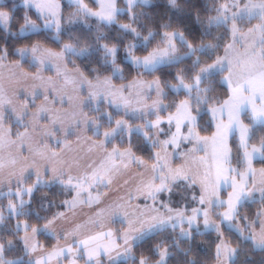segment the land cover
<instances>
[{
    "label": "snow or ice",
    "instance_id": "snow-or-ice-1",
    "mask_svg": "<svg viewBox=\"0 0 264 264\" xmlns=\"http://www.w3.org/2000/svg\"><path fill=\"white\" fill-rule=\"evenodd\" d=\"M24 2L59 33L64 23L60 0ZM74 2L81 15L108 23L115 19L116 0H97V7ZM11 22V12L0 8V25L7 29ZM207 23L223 25L219 45L193 44L177 28L162 29L163 39L142 53L130 41L124 51L140 71L119 81L113 73L89 75L75 59L69 64L68 53L87 50L72 41L55 47L34 38L17 49L16 58H9L7 49L0 52V188L6 186L8 193L0 223L10 212L33 264H107L131 255L138 237L173 221L189 237L193 225L212 229V264H231L239 248L224 224L264 247V134L252 135L264 122V0H219ZM121 26L141 35L130 23ZM20 28L38 30L39 25L25 13ZM177 37L194 54V63L200 59L198 48L212 51L190 75L176 71L169 84L178 94L169 107L159 74L147 76L144 70L171 63L179 52ZM100 43L114 72H123L116 62L118 46ZM25 53L34 66L24 64ZM217 68L224 88L209 100L202 76ZM194 91L200 100L196 105ZM101 98L108 123L85 106L89 100L98 105ZM201 105L210 126L199 120ZM132 113L144 119L133 122ZM135 128L151 145L148 155L137 150ZM180 182L192 190V203L173 207L160 193ZM45 185L59 186L63 193L52 200L51 210L46 205L38 218L18 215L28 211L37 186ZM116 190L121 194L113 196ZM254 195L251 211L241 214L242 201ZM156 254L154 264H162L167 245L157 244ZM3 256L0 243V264H5ZM137 264L153 262L141 254Z\"/></svg>",
    "mask_w": 264,
    "mask_h": 264
},
{
    "label": "trees",
    "instance_id": "trees-1",
    "mask_svg": "<svg viewBox=\"0 0 264 264\" xmlns=\"http://www.w3.org/2000/svg\"><path fill=\"white\" fill-rule=\"evenodd\" d=\"M18 0H6L0 2V8L8 9L12 14V22L9 28L0 25V52L7 49L9 58L18 56L17 49L25 43H31L32 40L40 39L43 42L55 47H59L63 41H76L79 46H87V53L82 55H74L68 58L69 64L75 59L77 63L89 74L97 73L104 75L113 73L114 79L120 80L121 76L125 79L129 78L133 73H137L140 69L133 68L131 61L127 60L124 53L125 46L134 41L137 45L138 53L144 52L148 47L156 44L163 39L162 29H181L186 37L193 44H198L201 41H213L219 45L223 40V25L207 23L209 15H214L219 0H149L139 2L125 13H120L115 22L111 24L99 23L94 20L95 26H99V31L87 27L86 25H68L67 29L60 30L57 33L54 28H41L22 33L20 24L24 20L25 13L31 17H37L33 8H26ZM131 11V14H130ZM122 23L132 24L138 32L139 36L134 35L130 30L121 26ZM149 33H151L149 35ZM148 36L147 42L143 37ZM99 37V38H98ZM100 41L114 43L117 47L116 62L122 66L123 72L113 70V63L109 55L105 54V49L101 47ZM179 52L187 55L175 62L160 65L152 70H144L145 75L151 76L156 72L161 77L166 88L165 99L169 102V107L173 99L176 97L177 90L173 89L169 81H174L175 73L178 69H182L185 74H191L197 65L203 61L205 57L210 56L211 49L207 47L198 48L195 55L200 57L194 63L195 56L189 52L184 41L177 39ZM23 62L26 66H34L29 58L23 57ZM221 72L211 74L202 79L203 86L208 90V99L211 100L214 96L221 95L224 88L220 81ZM179 94L184 93L183 89L179 90ZM193 104H199L200 100L196 96L195 91L192 95ZM93 112H99V119L103 123H108L109 118L104 114V103L97 107L87 106ZM114 115H119V112L114 110ZM163 112V111H162ZM199 120L205 126H210L207 108L201 105L198 113ZM8 118H11L10 115ZM129 118V117H128ZM135 122L137 119L129 118ZM143 120V118L139 119ZM264 134V124H257L253 128V137H258ZM133 138L137 145V150L144 155L150 153L151 145L149 141L143 137L141 132L134 131ZM164 135V133H161ZM117 139H120V134H117ZM192 190L183 182L174 184L171 192L160 193V198L172 204L173 207H180L183 204L191 205L192 201L189 198ZM63 193L59 191V186L45 185L43 188L37 186V190L33 193L32 203L27 205L28 211L26 214L29 217L38 218L37 213L41 216L47 210H51V202L53 199L57 201L62 197ZM8 195L0 198V209L6 207ZM257 198L251 201H245L241 205V214L246 210L251 211L252 205ZM226 233L233 235L234 242L239 244L236 256L231 260V264H264V247H256L248 239L241 238L234 229L223 225ZM191 236H182L179 225L164 226L156 231L141 238L133 245V256L127 260L121 261L119 264H137V258L143 254L149 257L150 261L154 262L158 259L156 254L157 244H166L168 247V258L165 264H212L214 259L212 254V242L215 239L212 230H196L192 229ZM45 239H50V236L42 234ZM18 237V228L15 225L12 215H5L4 220L0 223V242L4 243L3 259L14 260V264H33L29 258L24 245ZM11 240V243H9Z\"/></svg>",
    "mask_w": 264,
    "mask_h": 264
},
{
    "label": "rangeland",
    "instance_id": "rangeland-1",
    "mask_svg": "<svg viewBox=\"0 0 264 264\" xmlns=\"http://www.w3.org/2000/svg\"><path fill=\"white\" fill-rule=\"evenodd\" d=\"M1 1H6V0H0V2H1ZM18 1H19L18 3H21V4L24 5L26 8H28V9H29V8H33V9H34V11H35L36 14H37V17H35V18L32 17V18H33V19L37 22V24L39 25V28H38V29H41V28H54V25H48V26H45L43 20L41 19V16L39 15V13L36 11V9H35L31 4L26 5L25 2H24V0H18ZM85 2L88 3L89 6H91V7H97V6H98V5H97V0H85ZM139 2H143V3L146 2V3H148L149 0H133V3H131V5L129 4V0H116V13H115V19H114L111 23H113V22L116 21V19L118 18V15H119L120 13H125L127 10H129L130 8H132L134 5H136V4L139 3ZM60 3H61V5H62V19H63V21H64L63 26L61 27L60 30L67 29V26H68V25H71V26H72V25L77 24V25H86L87 27H90V28L94 29L95 32H96V29H98V31H99V26H97V27H93V26H95L94 20H95L96 22H98V24H99V23L111 24V23L105 22V21H103V20H99L98 18H96V17H94V16H90V15H81L80 10H79V5H78L77 3H75L74 0H60ZM60 30H59V31H60ZM21 31H22V33H23V32H27V31H31V30H30V29H22ZM98 38H99V37H98ZM177 39L181 40L179 37H177ZM181 41H184V40H181ZM72 42L76 45L77 48H80V47H81V46H79V44H78L75 40L72 41ZM134 43H135V42H134ZM137 45H138V44L135 43V46H136V47H137ZM101 47H102V46H101ZM85 53H87V50L78 54V53L76 52V50L74 49L72 52L68 53V58L73 57L74 55H82V54H85ZM124 53H126V52L124 51ZM185 56H186V55H184V54L178 52L177 56L174 58V60H173L172 62H175V61H177V60H179V59H181V58H183V57H185ZM23 57H25V58H29V56H28L27 53H25ZM125 57H126L127 60L130 61V59H129L128 56H127V53H126ZM29 59H30V58H29ZM31 62L34 63V61H32V60H31ZM167 63H169V62L165 61V62H163V63L157 64V65L155 66V68L158 67V66H160V65L167 64ZM146 70H152V69H146ZM221 71H222V70H218V71L213 72V73L210 72V73H208L207 75L202 76V79L205 78V77H207V76H210L211 74H214V73H217V72H221ZM164 98H165V97H164ZM101 103H104L102 98H101V100H100V102H99L98 105H92L91 101L89 100V101L86 103L85 106L87 107V106L89 105V106H92V108H93V107L95 108V107L99 106ZM109 107H110V106H109ZM112 110L118 112L116 109H112ZM162 111H164V109H163ZM9 115H10V114H9ZM151 115H152V113H149V116H151ZM129 116H130V118H143V119H144L143 114H135V113H132V114H129ZM10 117H11V116H10ZM260 124H264V122H261ZM121 131H123V130H121ZM134 131L141 132V130H140L139 128H135V129H133V132H134ZM141 133H142V132H141ZM120 194H121V192L118 191V190L112 192V195H113V196L120 195ZM191 194H192V192H191ZM6 195H8V193H7V188H6L3 192L0 193V198L3 197V196H6ZM12 195L14 196V193H13ZM189 198L191 199V195H190ZM255 198H258V197L254 195L253 199H255ZM253 199H252V200H253ZM245 201H250V200H248L247 198H245L244 201H242V203L245 202ZM83 212H84V213H87V212H88V209H84ZM8 214L11 215L10 212H9ZM8 214H7V215H8ZM3 220H4V219H3ZM173 222H175V221H173ZM173 224H176V222L173 223ZM176 225H178V224H176ZM226 225H227V224H226ZM164 226H171V224L168 225V223H165V224H163V225H158V226H157L156 228H154L150 233H152V232L156 231L157 229H159V228H161V227H164ZM227 226H229V225H227ZM185 227H187L186 224H185ZM229 227H230V226H229ZM193 228L196 229V230H212V229H205L204 226H203L202 224L199 225L198 227L195 226V225H193V226H192V229H193ZM192 229H191V234H192V232H193ZM150 233H145L144 235L138 237L137 240L133 242V245H134L137 241H139L141 238L145 237L146 235H148V234H150ZM42 234H44V233H42ZM181 235H182V236H188V234L185 233V232H181ZM0 243H2V242H0ZM3 244H4V243H3ZM4 247H5V246H4ZM26 252H27V251H26ZM27 253H28V252H27ZM168 255H169V253H168ZM168 255H167L166 259L162 262V264H165V262H166V260H167V258H168ZM132 256H133V253H132L131 255L127 256V257H125V256H121V257H119V259H117V260L108 261L107 264H119L121 261H123V260H127V259L131 258ZM235 256H236V255H235ZM235 256H234V257H235ZM28 257H29V254H28ZM234 257L232 258V260L234 259ZM8 261H11V264H14V263H15L14 260H6V261H5V264H8ZM154 262H155V261H154ZM154 262H153V264H154Z\"/></svg>",
    "mask_w": 264,
    "mask_h": 264
},
{
    "label": "crops",
    "instance_id": "crops-1",
    "mask_svg": "<svg viewBox=\"0 0 264 264\" xmlns=\"http://www.w3.org/2000/svg\"><path fill=\"white\" fill-rule=\"evenodd\" d=\"M218 70H221L220 68H217V69H215V70H213L211 73H213V72H216V71H218ZM164 109V106L162 105L161 106V111ZM10 116H11V114H10ZM129 118H130V116H128ZM134 119H141V118H134ZM7 187L5 186V187H3V188H0V193L1 192H3L5 189H6ZM86 209V208H85ZM173 223H175V222H172L171 223V226H174V225H176V224H173ZM169 225V224H168ZM45 235H47V236H49V234H47V233H44ZM29 258V260L33 263V258L32 257H28Z\"/></svg>",
    "mask_w": 264,
    "mask_h": 264
}]
</instances>
